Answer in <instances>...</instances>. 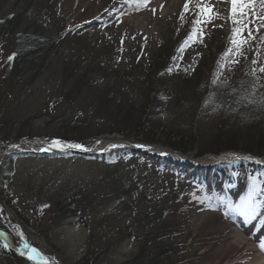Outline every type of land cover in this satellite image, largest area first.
<instances>
[{"label":"rangeland","instance_id":"rangeland-1","mask_svg":"<svg viewBox=\"0 0 264 264\" xmlns=\"http://www.w3.org/2000/svg\"><path fill=\"white\" fill-rule=\"evenodd\" d=\"M197 4L216 15L198 26L202 37L188 40ZM227 4L0 0L1 228L12 229L8 218H16L60 264L250 261L253 250L233 241L239 230L257 245L248 227L227 215L234 201L220 186L189 181L187 170L195 165L207 174L241 154L252 162L242 148L264 146V27L255 31L259 40L229 58L238 63L220 67L235 27ZM54 140L83 145L86 153L41 152ZM123 142L157 156L113 147ZM230 143L238 148L212 150ZM237 179L230 181L236 194L247 177ZM255 197L249 201L263 213V199ZM235 205L247 211L242 201ZM262 217L258 233L252 230L261 243ZM3 245L0 239V264H35Z\"/></svg>","mask_w":264,"mask_h":264},{"label":"snow or ice","instance_id":"snow-or-ice-1","mask_svg":"<svg viewBox=\"0 0 264 264\" xmlns=\"http://www.w3.org/2000/svg\"><path fill=\"white\" fill-rule=\"evenodd\" d=\"M231 4V19L235 27H233V37L231 39V47L226 49L225 53L221 57L224 63L220 64V67H224L227 63H238L237 60H229L230 57H235L242 54V47L248 42V39L254 38L252 33L253 29L248 27V24H255L256 21L249 19V16H255L261 23L256 25V31H259L260 27H264V0H229ZM200 9L198 13V18L193 22L194 26L192 29V34L189 36L188 40H192L194 37H202L203 30L198 26L202 23L210 22L216 15L210 6L207 4L200 5L197 4ZM259 9V11H256ZM185 11H188V4H185ZM247 31V37H245L244 32ZM264 39V37H262ZM185 41V44L188 43ZM182 50V49H181ZM13 57H9V60ZM259 71L264 73V66L259 68ZM254 74V73H253ZM215 82V80L213 81ZM52 146L58 148H83L80 144H67L61 140H54L51 142ZM5 248L9 247L7 242L3 245ZM26 248H29L28 257L31 260L36 261V264H51V259L44 256V254L37 248L31 247L25 244ZM264 247V245H261Z\"/></svg>","mask_w":264,"mask_h":264},{"label":"bare ground","instance_id":"bare-ground-1","mask_svg":"<svg viewBox=\"0 0 264 264\" xmlns=\"http://www.w3.org/2000/svg\"><path fill=\"white\" fill-rule=\"evenodd\" d=\"M114 145H119V143H115ZM135 146H137V145H135ZM49 147H53V146L51 145ZM143 148H145V147H143ZM162 150H164V149H160L159 151H162ZM141 154L147 156L145 154V152H143ZM199 164H201V163H199ZM208 164H210V162H205L202 165H208ZM8 220L10 221L9 223H10V226L12 227V229H14L16 231L15 233L10 234L13 238L12 239L13 247L16 248V250L17 249L19 250L20 255L28 257L29 248L25 247V244H28L31 247H35V248L39 249L44 254V256L50 258L51 264H60L57 258H53V257L49 256L48 254H46L44 251H42L41 248L39 247V245L34 241L33 237L30 234H28L27 232H25L24 230H22L24 225L21 224V222L19 220H17L16 218H12V217H9ZM2 232H4V231H2ZM2 237L5 239V241L8 244H11V239L6 238V234L2 235ZM233 237H234L233 241L236 244H239L240 246H244L246 249L253 250V258L250 261H248L246 264H264V255H262V253L259 252V250L256 248L254 243L248 241V238L245 236L244 232L236 230ZM245 257H247V256H245Z\"/></svg>","mask_w":264,"mask_h":264},{"label":"trees","instance_id":"trees-1","mask_svg":"<svg viewBox=\"0 0 264 264\" xmlns=\"http://www.w3.org/2000/svg\"><path fill=\"white\" fill-rule=\"evenodd\" d=\"M18 18V16H16V19ZM241 98H242V94H241ZM246 99H248V97L247 98H244V102H245V100ZM232 104H234V102H232ZM253 105V104H252ZM255 107V105H253V108ZM235 108V107H234ZM240 110V109H239ZM226 116H231V115H227L226 114ZM239 116H241L240 115V113H239V111L237 112V113H232V116H231V118L230 119H232V120H235L237 117H239ZM244 116H248V115H246V114H244ZM229 118V117H228ZM163 129V128H162ZM175 145V144H174ZM173 145V147L174 148H179L180 150H182V151H184V152H186V150H185V148H184V146H181L180 147V145L178 146V147H175ZM237 145H235V144H233V143H230V144H227L226 146H224L223 148L222 147H217V148H215V149H212L213 150V152H219V151H221V150H224V149H234V148H238V147H236ZM255 148H257V150H254ZM242 149H244V150H247V151H250V152H252V153H256V154H261V155H264V146L263 147H261V146H258V147H253V148H251V147H249V146H244V148H242ZM141 252H143V254L145 253V250H144V247H143V249H142V251Z\"/></svg>","mask_w":264,"mask_h":264}]
</instances>
